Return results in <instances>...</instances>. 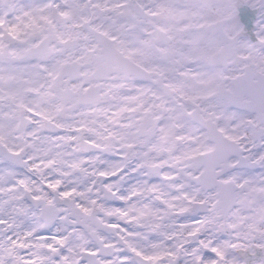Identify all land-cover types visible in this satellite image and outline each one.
Listing matches in <instances>:
<instances>
[{
    "label": "snow or ice",
    "instance_id": "obj_1",
    "mask_svg": "<svg viewBox=\"0 0 264 264\" xmlns=\"http://www.w3.org/2000/svg\"><path fill=\"white\" fill-rule=\"evenodd\" d=\"M0 264H264V0H0Z\"/></svg>",
    "mask_w": 264,
    "mask_h": 264
}]
</instances>
